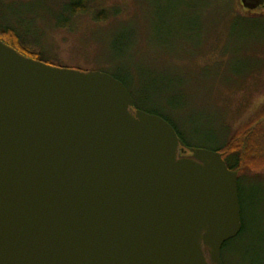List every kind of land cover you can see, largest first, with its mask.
Segmentation results:
<instances>
[{
	"label": "water",
	"instance_id": "95a60500",
	"mask_svg": "<svg viewBox=\"0 0 264 264\" xmlns=\"http://www.w3.org/2000/svg\"><path fill=\"white\" fill-rule=\"evenodd\" d=\"M134 105L111 74L0 39V264H223L238 171Z\"/></svg>",
	"mask_w": 264,
	"mask_h": 264
},
{
	"label": "rangeland",
	"instance_id": "374dc122",
	"mask_svg": "<svg viewBox=\"0 0 264 264\" xmlns=\"http://www.w3.org/2000/svg\"><path fill=\"white\" fill-rule=\"evenodd\" d=\"M0 0V26L49 64L124 81L191 145L215 149L264 111V7L241 0ZM243 234L223 264H264V167L240 174Z\"/></svg>",
	"mask_w": 264,
	"mask_h": 264
},
{
	"label": "trees",
	"instance_id": "16d2710c",
	"mask_svg": "<svg viewBox=\"0 0 264 264\" xmlns=\"http://www.w3.org/2000/svg\"><path fill=\"white\" fill-rule=\"evenodd\" d=\"M88 0H73L70 5V9L73 13L82 12L86 9V3ZM219 1V0H218ZM225 1L228 3L227 0H220ZM242 3V2H241ZM264 6L256 9L261 10ZM0 39H2L5 43L9 44L10 46L16 48L22 54L33 57L35 59L38 56L34 55L29 49L23 47L20 43V36L18 35L17 31L12 27H1L0 26ZM43 61V60H42ZM117 78V77H116ZM124 83V81L120 78H117ZM125 84V83H124ZM126 86V85H125ZM135 106L138 109H142L149 113L157 114L166 119L169 123L177 131L179 137L185 143L184 147V154L189 153L191 145L188 143L186 138L179 132L176 126L164 116L163 113L160 111H153V110H145L143 108L138 107L136 104ZM259 116L257 121L247 123L242 128L238 130L233 136H231L226 141L219 144L215 149L216 151H220L223 155L224 160L226 161L228 167L232 170L238 171V189H239V198L242 208V200L240 194V182L241 176L240 174L245 171H256L264 167V111ZM201 148V147H200ZM246 230V224L242 217V231L239 235L243 234ZM226 245V243L224 244Z\"/></svg>",
	"mask_w": 264,
	"mask_h": 264
},
{
	"label": "flooded vegetation",
	"instance_id": "af4514ba",
	"mask_svg": "<svg viewBox=\"0 0 264 264\" xmlns=\"http://www.w3.org/2000/svg\"><path fill=\"white\" fill-rule=\"evenodd\" d=\"M133 109L137 110L138 108L134 105ZM185 154L188 155V154H191V152L189 151V153H185Z\"/></svg>",
	"mask_w": 264,
	"mask_h": 264
}]
</instances>
